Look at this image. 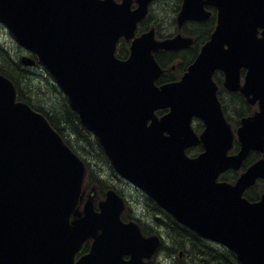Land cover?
<instances>
[{"label": "water", "instance_id": "water-1", "mask_svg": "<svg viewBox=\"0 0 264 264\" xmlns=\"http://www.w3.org/2000/svg\"><path fill=\"white\" fill-rule=\"evenodd\" d=\"M150 1L138 0L131 10V0H0V21L38 55L121 175L184 225L228 246L241 263L264 264V194L256 202L244 196L264 178V158L235 183L218 180L240 169L252 150L264 151V0H198L199 6L185 0L180 22L211 3L220 23L181 79L160 86L154 53L190 41L181 35L157 41L154 30L135 37ZM122 36L135 37L125 60L115 55ZM22 61L35 63L30 56ZM217 69L229 91L259 101L237 129L235 154ZM16 99L14 83L0 73V264H146L160 238L122 221L125 203L114 190L100 212L92 200L80 211L85 162L44 114ZM159 109L169 111L159 117ZM194 119L203 122L201 133ZM198 144L204 151L189 157L186 149ZM90 237V252L74 262Z\"/></svg>", "mask_w": 264, "mask_h": 264}, {"label": "trees", "instance_id": "trees-1", "mask_svg": "<svg viewBox=\"0 0 264 264\" xmlns=\"http://www.w3.org/2000/svg\"><path fill=\"white\" fill-rule=\"evenodd\" d=\"M118 55L121 58L128 55L127 44L123 43L120 46ZM169 59V57L161 56L160 61L168 62ZM0 71L11 78L16 84L18 98L29 102L34 108L44 113L71 147L79 150V152L87 150V154H83L89 157V160L96 161L98 159L100 160L101 157L104 162L108 161L102 147L100 148V144L93 138L92 133L82 126L78 114L71 109L67 98L63 96L58 88L55 85L53 86L55 91L61 94L62 103L54 105L49 99L44 97V91L41 90L40 86H37L36 81L30 78L28 74L31 72L30 69L22 65L20 58L12 59L1 43ZM248 111L249 109L247 108L244 112L247 113ZM234 149H238L237 144ZM197 150L198 148H196ZM257 157V153H252L248 159V163L253 162ZM96 169L100 172L99 168ZM238 176V171L230 170L223 175V178L228 181H234ZM104 183L107 182L104 181ZM263 190L264 181H260L246 195L253 200ZM154 214L157 215L158 213L154 212ZM162 223L165 226L168 238L173 242H171V246L169 247H166L164 244L162 245V248L167 249L172 257V264H210L211 262L214 264H238L237 260L228 255H209L210 246L202 243L199 236L187 227L176 222L169 214L166 213ZM176 248L183 250V259H180V257L176 259Z\"/></svg>", "mask_w": 264, "mask_h": 264}, {"label": "flooded vegetation", "instance_id": "flooded-vegetation-1", "mask_svg": "<svg viewBox=\"0 0 264 264\" xmlns=\"http://www.w3.org/2000/svg\"><path fill=\"white\" fill-rule=\"evenodd\" d=\"M183 3L184 0H153L150 4V9L147 17L142 20L143 30H150L151 28H154L156 39L158 40L179 34L188 37L192 40L191 44L181 49L162 50L158 52L159 58H161V56H166L170 58L168 62H162L164 64L171 63V65H169L166 70H168V73L172 75V78L178 76L181 72V69H187L189 63L193 61L194 58L198 55L204 43L210 39L218 23V7L214 4L209 3L204 4L205 12L201 13L200 17L190 18L184 20L183 22H180L179 14L182 9ZM136 6V0H133L132 8H135ZM245 74L246 69L243 68L241 70L242 81L245 77ZM220 76L221 73H218V77ZM228 94L232 95V99L231 97L229 99L223 97L221 100L224 104V107L232 109L233 111H238L247 108H252V110L254 111L256 104L254 105L249 103L248 100L242 94L238 92H230ZM100 173L108 174L102 167H100ZM100 178L102 179V177ZM106 178L109 182L112 183L115 188L119 187L124 196V190L122 187H120L118 181L124 182L125 185L127 184V188H129L130 190L132 188L139 190L137 187H134V185H132L131 183L124 181V179L117 176V174H115L114 172L109 173L108 177ZM92 189L95 190V195L97 196V198L104 199L106 191L109 188L107 187V190H105L104 193L102 190H98L97 194L96 184L93 185ZM91 191L92 190H88L86 194L89 195ZM144 196L154 205V207H157L152 199H150L146 194H144ZM154 210L156 209L153 208L151 211L148 210V214L144 213L146 214V217L144 219L146 221L144 222L149 226L150 229L158 230L159 226L154 225V223L161 222L162 216L161 214L155 215ZM162 227L163 226L160 225V228ZM222 249L224 248H211V250L215 251L216 253H220ZM224 251H226V249H224ZM178 252L179 255H183L182 251ZM211 254L212 253L210 252L209 255ZM210 264L213 263L211 262Z\"/></svg>", "mask_w": 264, "mask_h": 264}, {"label": "rangeland", "instance_id": "rangeland-1", "mask_svg": "<svg viewBox=\"0 0 264 264\" xmlns=\"http://www.w3.org/2000/svg\"><path fill=\"white\" fill-rule=\"evenodd\" d=\"M0 43L5 47V50L7 54L13 59V58H20V46L15 40V38L12 36V34L9 32V30L0 23ZM34 72H29L31 79H34L36 81L37 86L41 87V90L44 91L43 95L47 99L52 102V104L57 105L62 103V97L59 92H56L53 88L54 86V80L50 76V74L42 69L39 68L38 70H33ZM38 104V103H37ZM51 106V105H50ZM45 107V106H44ZM48 109V108H47ZM230 112L233 114L232 109H229ZM84 153V151H82ZM96 161H99L96 160ZM101 162V160H100ZM98 162V163H100ZM102 165V163H100ZM104 167V170L109 174L111 173L110 168L106 165H102ZM118 184L120 187L123 188L125 196L129 199L130 205L132 206V210L139 211L140 217H142L143 221L146 214H148V210H152L154 208L153 204L144 196V193L140 190H136L132 188L131 190L127 188V184L125 185L124 182L118 181ZM126 186V187H125ZM142 207H145V210L143 211ZM146 213V214H144ZM164 233V238L167 239V236L165 234V230L162 228H158ZM168 256L166 254H161L158 256V260L160 262H166L165 259H167ZM170 258V257H169Z\"/></svg>", "mask_w": 264, "mask_h": 264}]
</instances>
